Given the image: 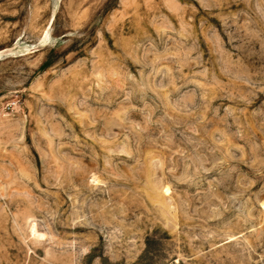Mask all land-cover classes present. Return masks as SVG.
<instances>
[{"label": "rangeland", "instance_id": "rangeland-1", "mask_svg": "<svg viewBox=\"0 0 264 264\" xmlns=\"http://www.w3.org/2000/svg\"><path fill=\"white\" fill-rule=\"evenodd\" d=\"M2 50L0 264H264V0H0Z\"/></svg>", "mask_w": 264, "mask_h": 264}, {"label": "bare ground", "instance_id": "bare-ground-1", "mask_svg": "<svg viewBox=\"0 0 264 264\" xmlns=\"http://www.w3.org/2000/svg\"><path fill=\"white\" fill-rule=\"evenodd\" d=\"M3 51H4V50L0 51V55L2 54ZM7 51H8V50H7Z\"/></svg>", "mask_w": 264, "mask_h": 264}]
</instances>
